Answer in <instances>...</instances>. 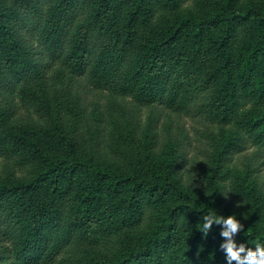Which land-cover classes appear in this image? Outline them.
I'll return each mask as SVG.
<instances>
[{"label":"trees","instance_id":"16d2710c","mask_svg":"<svg viewBox=\"0 0 264 264\" xmlns=\"http://www.w3.org/2000/svg\"><path fill=\"white\" fill-rule=\"evenodd\" d=\"M12 2L0 264H264V0ZM142 108L202 121L215 167L196 176L184 140L167 138L165 159L141 151L139 133L159 142ZM247 149L250 182L229 183Z\"/></svg>","mask_w":264,"mask_h":264},{"label":"rangeland","instance_id":"374dc122","mask_svg":"<svg viewBox=\"0 0 264 264\" xmlns=\"http://www.w3.org/2000/svg\"><path fill=\"white\" fill-rule=\"evenodd\" d=\"M1 3H3L4 6L8 8H13L14 4L12 0H0ZM153 2V1H152ZM128 8H130V5H127ZM156 9V15L157 16H166L170 19L173 18L174 13L171 11H163L159 7H157V4H155ZM84 95L86 96L87 102H96L98 93L95 91H92L89 86H86ZM129 100V99H128ZM131 106V105H130ZM152 113L159 114L157 115V122H156V129L158 131V145H153L152 142L149 140V136L145 135L144 133H139L138 140H139V146L141 151L146 152H158L161 156L156 157L157 160L165 159L166 158V146L163 145L167 138H171L172 140H179L185 141V146L189 143L190 145L186 147L190 163L189 167L192 172L196 173V176L200 173H202L203 170L207 168H214L215 163L208 162V154L207 150H210L211 148L207 149L208 144L205 141L204 137L202 136V129L204 128V124H202V121H199L197 117L191 116L189 114H175L171 113L165 110H161L160 108L154 109L153 111H150L149 108H142L140 112V119H141V125L146 128L147 126V116ZM148 137V139H147ZM229 136H227V139ZM225 138L218 136V145L219 149H221V145L226 144ZM253 149H247V151L240 153V159L235 162V164L238 166V170L236 169H230L229 170V183H235L237 182L236 176L240 175L242 176L247 182H250L248 178H245L244 176H247V169L245 166V163L250 159V154H252ZM255 162V161H253ZM209 163V165H208ZM254 166H257L259 168V180L258 184H256L254 193L258 194L261 192L262 186L264 185V162L258 164V162L253 163ZM195 177V176H194Z\"/></svg>","mask_w":264,"mask_h":264}]
</instances>
